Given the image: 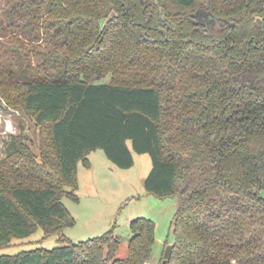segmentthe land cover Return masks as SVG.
<instances>
[{"label":"trees","instance_id":"trees-1","mask_svg":"<svg viewBox=\"0 0 264 264\" xmlns=\"http://www.w3.org/2000/svg\"><path fill=\"white\" fill-rule=\"evenodd\" d=\"M261 18L264 0H0V98L40 128L39 155L23 126L0 159V249L39 225L61 243L0 264H148L150 219L122 259L114 228L62 233L96 149L122 169L150 154L145 189L179 197L167 264H264Z\"/></svg>","mask_w":264,"mask_h":264},{"label":"rangeland","instance_id":"rangeland-1","mask_svg":"<svg viewBox=\"0 0 264 264\" xmlns=\"http://www.w3.org/2000/svg\"><path fill=\"white\" fill-rule=\"evenodd\" d=\"M0 159L8 147L11 135H23L33 141L28 144L38 155L40 128L19 107L9 106L0 98ZM32 143V145H31ZM90 165L80 163L77 188L71 196L62 198L70 214L75 218L72 226L66 227L63 234L72 242L78 243L105 234L114 228L121 240L117 258L128 256V242L132 236L130 223L138 218L150 219L156 224V242L148 264H163L167 246L173 245V220L179 208V197L161 198L149 193L144 186L146 177L153 166L148 153H134L132 167L122 169L113 164L103 149H96L89 155ZM60 235H46L37 226L28 237L15 239L11 245L1 248L0 255L16 254L36 248L53 249L59 246Z\"/></svg>","mask_w":264,"mask_h":264},{"label":"water","instance_id":"water-1","mask_svg":"<svg viewBox=\"0 0 264 264\" xmlns=\"http://www.w3.org/2000/svg\"><path fill=\"white\" fill-rule=\"evenodd\" d=\"M155 2L158 4V3H159V0H155ZM213 19L216 20L215 17H213ZM261 19L264 20V18H261ZM258 75H259V78H260V79H263V78H264V73H260V74H258ZM172 249H173V246H172V245L167 246V248H166V250H165L164 262H163V264H167V261H168V259H169L170 256H171Z\"/></svg>","mask_w":264,"mask_h":264},{"label":"built area","instance_id":"built-area-1","mask_svg":"<svg viewBox=\"0 0 264 264\" xmlns=\"http://www.w3.org/2000/svg\"><path fill=\"white\" fill-rule=\"evenodd\" d=\"M1 123H2V120H1V115H0V130H1Z\"/></svg>","mask_w":264,"mask_h":264},{"label":"flooded vegetation","instance_id":"flooded-vegetation-1","mask_svg":"<svg viewBox=\"0 0 264 264\" xmlns=\"http://www.w3.org/2000/svg\"><path fill=\"white\" fill-rule=\"evenodd\" d=\"M261 73H264V72H261ZM256 74L258 75V74H260V73H256ZM258 77H259V75H258ZM259 79H260V78H259Z\"/></svg>","mask_w":264,"mask_h":264}]
</instances>
